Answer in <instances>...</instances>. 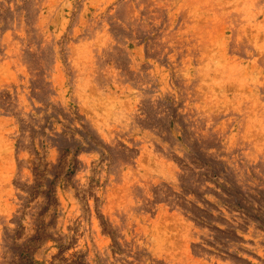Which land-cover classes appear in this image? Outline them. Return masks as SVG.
Masks as SVG:
<instances>
[{"label":"rangeland","instance_id":"374dc122","mask_svg":"<svg viewBox=\"0 0 264 264\" xmlns=\"http://www.w3.org/2000/svg\"><path fill=\"white\" fill-rule=\"evenodd\" d=\"M0 264H264V0H0Z\"/></svg>","mask_w":264,"mask_h":264}]
</instances>
